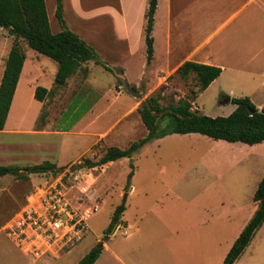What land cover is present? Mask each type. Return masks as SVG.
<instances>
[{"label":"rangeland","instance_id":"1","mask_svg":"<svg viewBox=\"0 0 264 264\" xmlns=\"http://www.w3.org/2000/svg\"><path fill=\"white\" fill-rule=\"evenodd\" d=\"M44 1L51 31L57 33L60 27L54 16L55 0ZM139 1L134 0L128 18L127 0H62L67 28L86 41L111 71L91 60L83 65L86 75L78 70L61 88L60 102L48 112V122L52 129L67 131L69 135L4 137L10 149L0 156V166L17 165L20 161L39 165L75 160L62 166L65 167L62 173L67 174L63 182L70 190L73 203L81 211L89 210L87 232L70 252L58 259L46 258L47 264H77L97 243H106L110 250L126 257L139 244L138 235L149 236L167 250L154 262L150 258L153 264H224L230 246L255 209L254 185L264 175V144L249 149L248 145L199 134H171L145 144L130 159L70 171L84 159H99L109 147L126 149L146 135L137 109L161 87L163 107L176 104L190 91L197 90L192 77L183 80L175 74L165 81L161 74L155 73L152 62H145L144 37L135 22ZM125 13L129 25L133 26L129 30L128 47L122 39ZM91 16L95 17L89 19ZM112 19L114 25H111ZM12 40L6 30L0 31V44L5 52ZM20 45L27 63L32 62L37 74L42 76L38 86L53 83L57 64L31 50L24 41ZM124 78L142 94L141 99L126 92ZM35 79L28 80L34 83ZM223 100L214 92L202 93L192 104V110L200 108L207 117H227L234 106L221 105ZM88 106L95 107L93 113L83 115L81 112ZM19 113L24 116V127L39 128L43 122L40 108H25ZM76 115L83 117L77 135L72 125L66 126L71 119L77 123ZM169 123L170 118L166 117L160 127ZM31 143H40L43 147L25 150V144ZM130 172L132 176L128 180ZM58 174L32 175L26 180L10 175L0 177V228L23 205L33 186L52 181ZM83 189H86L84 193ZM122 204L125 206L123 223L106 234L115 208ZM95 205L97 209L91 213ZM112 233L115 234L109 240H104ZM16 254L21 256L0 232V259L10 261ZM241 255L236 264H264V225ZM151 262L146 260L147 264ZM98 264L118 263L103 253ZM129 264H139V261Z\"/></svg>","mask_w":264,"mask_h":264},{"label":"crops","instance_id":"2","mask_svg":"<svg viewBox=\"0 0 264 264\" xmlns=\"http://www.w3.org/2000/svg\"><path fill=\"white\" fill-rule=\"evenodd\" d=\"M133 3L134 0H127L128 18L130 17ZM147 6L148 0L139 1L138 15L135 22L137 25L139 24L142 34L145 26L144 15ZM94 17L91 16L89 19ZM127 20L125 13V36L122 39L128 47L130 45L129 30L133 26H130L129 20ZM113 22L114 20L112 19L111 25H114ZM115 29L118 32L116 26ZM152 38L153 59L151 62L155 67V73L161 74L163 80L166 81L175 75L176 70L185 62H196L207 66L218 67L221 69L219 77L202 93L214 92L215 96L224 99L221 105H232V99L248 98L257 110L260 111L264 108V0H157ZM127 49L129 50V48ZM9 50L10 48L5 52L3 46L0 44V83ZM27 64L25 56L4 128L0 131V156L10 149V145L5 142V136H66L70 134L67 131L52 129V126L48 122V112L50 113L52 111L51 108H55L56 103L60 102L62 87L53 88V83H47L43 88L47 91H52L51 94H47L42 102L37 101L34 98V92L36 87H38L37 81L42 76L37 74L32 66V62ZM31 77L36 78L34 83L28 80ZM189 77H193V75ZM198 97L196 100H198ZM227 99L229 102L225 103ZM25 108H40L46 112V116L42 120L43 122L39 128L36 126H23L22 119L24 116H19L20 113L17 114V111H22L23 113ZM93 108L95 107L88 106L81 113L83 115L89 113L88 115H90L93 113ZM197 111L202 114L200 108H197ZM81 113L79 114L81 115ZM82 118L79 117L76 121L77 123L75 121L72 122L73 119H71L66 125L67 127L68 125H72L71 128L77 130L76 135L78 130L82 128ZM66 126L65 128H67ZM262 144L264 143L258 145ZM17 145L15 144V146ZM42 145L40 143L37 145L31 143L25 144V146L24 144H20L19 146H24L25 150H35L36 148L39 150L43 147ZM258 145L249 146V149H254ZM7 158L9 157H3L4 160H8ZM74 161L55 165L62 167ZM6 166H16L23 170L33 165L21 163L20 161V164ZM23 172L26 171L23 170ZM31 176L28 175V179ZM262 177L255 183L254 192ZM121 223H123L122 219L119 224ZM114 234L112 233L109 238ZM126 236H128L127 233ZM143 237L142 235L137 236L136 239L139 244L136 249L128 251L126 257L120 256L115 251L110 250L106 243L102 244L103 250L100 256L103 253H108L111 260L118 264H129L137 260L139 264H147L146 260L151 262L150 258H153L154 262V259L159 254L167 253L164 246H159L157 243H154L153 240H150L149 236ZM100 256L94 264H98ZM240 258L236 263L240 261ZM0 264L47 263L45 259L35 262L22 254L21 256H17L16 254L10 261L0 259ZM150 264L153 263L151 262Z\"/></svg>","mask_w":264,"mask_h":264},{"label":"trees","instance_id":"3","mask_svg":"<svg viewBox=\"0 0 264 264\" xmlns=\"http://www.w3.org/2000/svg\"><path fill=\"white\" fill-rule=\"evenodd\" d=\"M157 0H148L145 12V26L143 30L146 63L153 59L152 28ZM55 19L60 31L52 33L47 16L44 0H0V31L6 30L13 37L12 44L5 60V67L0 83V131L3 130L9 112V107L16 89V85L25 61L20 41L39 55H43L57 64V71L53 81V88L66 85L67 80L74 76L78 70L84 75L87 69L83 65L91 60L101 65L106 70L111 69L99 61L94 50L70 31L63 16L62 0H55ZM119 72H121L119 70ZM221 69L196 62H185L176 74L183 80L193 75L196 91H190L184 99H179L176 104L161 105L163 96L159 92L144 100L137 113L146 130V135L129 144L128 148L120 149L109 147L99 159H84L75 166L76 169H93L114 163L121 159H130L145 144L164 138L167 135L199 134L213 140L227 143H241L248 146L264 143V108L257 110L248 98L232 99L231 104L235 109L227 117H207L200 112L192 110V104L207 87L219 77ZM52 91L43 87H36L34 98L42 102L45 96ZM46 116L43 110L41 120ZM169 117L170 123L161 128V122ZM79 119V116L76 118ZM75 119V120H76ZM65 167H57L50 162L24 168L26 172L16 166H0V177L13 176L19 180L28 179V175L58 174ZM132 172L128 175L131 178ZM255 211L247 222L238 238L233 243L224 258V264H234L245 248L253 239L255 233L264 223V176L259 182L253 195ZM125 211L124 204L115 208L106 234H110L115 225L120 223ZM103 247L97 243L92 247L77 264H94L99 258Z\"/></svg>","mask_w":264,"mask_h":264},{"label":"built area","instance_id":"4","mask_svg":"<svg viewBox=\"0 0 264 264\" xmlns=\"http://www.w3.org/2000/svg\"><path fill=\"white\" fill-rule=\"evenodd\" d=\"M75 166L70 171L80 170ZM62 172L52 181L33 186L23 205L0 228L23 256L35 262L57 259L70 252L87 232L89 210L81 211L73 203L70 190L63 182L67 174ZM96 209L95 205L91 213Z\"/></svg>","mask_w":264,"mask_h":264},{"label":"water","instance_id":"5","mask_svg":"<svg viewBox=\"0 0 264 264\" xmlns=\"http://www.w3.org/2000/svg\"><path fill=\"white\" fill-rule=\"evenodd\" d=\"M123 84H124V88H125L126 92H128L131 96L135 97L136 99H141L142 98V94L138 93L134 88H132L128 84V82H127V80L125 78L123 79ZM227 102H229L228 99L225 100V103H227ZM108 238H109V236H106L104 238V240H107ZM101 245H102V243H101Z\"/></svg>","mask_w":264,"mask_h":264}]
</instances>
